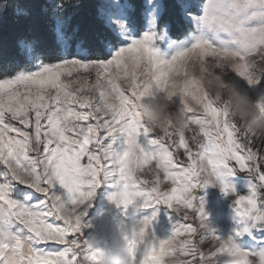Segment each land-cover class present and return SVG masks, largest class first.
Wrapping results in <instances>:
<instances>
[{
  "label": "snow or ice",
  "instance_id": "snow-or-ice-1",
  "mask_svg": "<svg viewBox=\"0 0 264 264\" xmlns=\"http://www.w3.org/2000/svg\"><path fill=\"white\" fill-rule=\"evenodd\" d=\"M176 6L191 26L182 39L161 23L162 0H99L103 31L94 46L77 37L78 27L69 31L64 3L52 10L54 48L16 42L21 59L0 67V264H93L82 231L102 184L114 189L108 198L118 207L163 205L174 214L165 238L147 231L155 212L134 221L133 264H166L177 255L184 264H211L217 254L264 264V152L188 71L194 59L233 61L226 79L248 94L259 91L264 113V74L254 79L247 63L264 51V0ZM9 10L17 19L31 15L18 0H0V17ZM175 82L180 97L169 99L187 126L176 132L168 122L153 132L144 112ZM238 174L242 193L227 181ZM198 186L231 197L227 236L205 222L203 201L193 195ZM208 239L218 253L199 247Z\"/></svg>",
  "mask_w": 264,
  "mask_h": 264
},
{
  "label": "clouds",
  "instance_id": "clouds-1",
  "mask_svg": "<svg viewBox=\"0 0 264 264\" xmlns=\"http://www.w3.org/2000/svg\"><path fill=\"white\" fill-rule=\"evenodd\" d=\"M233 61L229 59H213L202 63L194 59L188 66L190 74L195 73L210 95L219 98V103L227 105L230 118L239 124L241 134L248 138L264 141V113L258 107V100L253 101L251 96L238 88L230 79H226ZM250 75L255 79L264 74V51L247 57ZM182 84L169 83L158 98L149 101L144 112V121L153 132L158 133L162 125L171 122L172 129L183 132L187 126L185 113L173 108L169 97H180ZM147 158L145 157V162ZM150 169L145 170L147 175ZM134 222L127 226L122 223L102 226L99 233H92L83 238L82 246L95 254L93 264H133L136 247L132 242L139 237L133 231ZM98 241H103L116 251L101 248ZM233 247H237L233 245ZM219 246L212 251L218 253ZM166 264H184L180 256H170ZM211 264H241L239 255L217 254Z\"/></svg>",
  "mask_w": 264,
  "mask_h": 264
},
{
  "label": "trees",
  "instance_id": "trees-1",
  "mask_svg": "<svg viewBox=\"0 0 264 264\" xmlns=\"http://www.w3.org/2000/svg\"><path fill=\"white\" fill-rule=\"evenodd\" d=\"M20 5L31 15L17 19L11 10L0 17V67L15 62L19 57L17 47L19 39L35 40L41 50L54 48L52 32L53 6L64 3L68 7L66 17H70L69 31L79 28L77 37L83 39L87 46H94L98 35L103 31L101 24L96 20V5L99 0H18ZM139 3L140 0H135ZM165 12L161 23L170 25V35L174 39H182L190 29V25L183 19L180 9L176 6L177 0H162ZM47 7V11L43 8Z\"/></svg>",
  "mask_w": 264,
  "mask_h": 264
},
{
  "label": "rangeland",
  "instance_id": "rangeland-1",
  "mask_svg": "<svg viewBox=\"0 0 264 264\" xmlns=\"http://www.w3.org/2000/svg\"><path fill=\"white\" fill-rule=\"evenodd\" d=\"M189 2L202 3L203 0H189ZM262 83H264V81H262ZM243 87L246 88L247 86L243 85ZM249 95L253 101H255L259 97L260 92H249ZM253 147L264 152V141L256 140L255 144H253ZM181 159H186L183 156V150H181ZM84 162H86V158H84ZM243 175L244 174H238L236 176L227 178V181L230 182L237 189V191L241 193L245 191V180L243 179ZM113 191V188L105 184H102L96 190V194L90 202L91 206L87 210V216L84 221L86 227H84L82 231L83 238L89 236L92 233L98 234L102 226L112 225L115 223H122L123 225L127 226L129 223L151 216L153 212L156 213V217L152 220L151 226L147 231L154 233L158 238H165L170 233L172 223L175 222L173 219L170 223V218L174 215L170 209H167L163 205H156L147 209L133 208L130 206L127 209H124L123 206L118 207L109 200L108 197ZM193 195L197 205L203 201L204 214L206 216L205 222L207 225L214 229L217 235L227 236L233 227V221L231 219V197L226 196L214 186H198L194 190ZM98 246L101 248H109L111 251L117 250L116 248L110 247L103 241H98ZM54 247L59 248L61 246L55 245ZM199 247L205 253H208L213 250L215 245L211 239H208L203 243H200Z\"/></svg>",
  "mask_w": 264,
  "mask_h": 264
}]
</instances>
